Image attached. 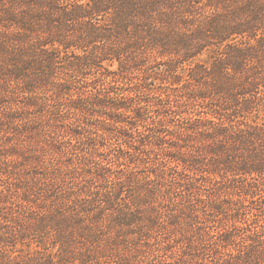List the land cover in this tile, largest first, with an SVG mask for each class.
<instances>
[{
	"label": "trees",
	"instance_id": "trees-1",
	"mask_svg": "<svg viewBox=\"0 0 264 264\" xmlns=\"http://www.w3.org/2000/svg\"><path fill=\"white\" fill-rule=\"evenodd\" d=\"M0 264H264V0H0Z\"/></svg>",
	"mask_w": 264,
	"mask_h": 264
}]
</instances>
